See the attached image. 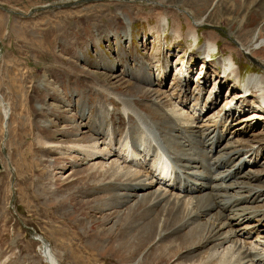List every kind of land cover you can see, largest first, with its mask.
<instances>
[{
    "label": "rangeland",
    "instance_id": "1",
    "mask_svg": "<svg viewBox=\"0 0 264 264\" xmlns=\"http://www.w3.org/2000/svg\"><path fill=\"white\" fill-rule=\"evenodd\" d=\"M161 17L168 20V28L159 27ZM198 21L194 45L186 36ZM260 39L264 0H0V264H52L53 256L57 264H191L180 236L179 241H155L145 234L146 224L125 212L127 172H140L148 178L146 184L156 181L149 176L157 163L155 142L136 115L148 119L159 139H167V148L177 136L185 137L180 145L188 144L187 153L197 157V164L207 165L203 151L209 149L197 145L201 135L210 133L212 121L227 122L225 110L236 113L232 133L209 157L229 152V138L244 150L259 148L257 156L242 157L240 176L246 178L237 183L260 190L256 202L246 207L263 213L264 112L256 110L255 92L246 104L237 103L244 109L241 116L240 110L230 108L241 90L230 74L223 77L219 65L229 58L241 79L264 74V53L253 50ZM210 42L216 52L204 62L202 51ZM251 51L258 52L255 60L248 57ZM172 107L183 119L196 114L194 135L178 127L170 131L175 123L164 118ZM125 140L142 147L126 163ZM113 145L122 154L118 158L90 161L85 155L93 146L105 151ZM77 146L84 153L75 151ZM238 162L218 171H233ZM111 165L120 169H109ZM176 179H168L166 187L153 183L150 190L178 196L176 188H167L179 187V181L185 186L184 178ZM255 220L239 229L256 225ZM213 221L204 227L205 238L198 242L203 245L191 261L237 264L240 256L227 249L211 256ZM260 223L258 237L263 241L264 218ZM239 233L235 240L246 248H261L257 234Z\"/></svg>",
    "mask_w": 264,
    "mask_h": 264
},
{
    "label": "bare ground",
    "instance_id": "2",
    "mask_svg": "<svg viewBox=\"0 0 264 264\" xmlns=\"http://www.w3.org/2000/svg\"><path fill=\"white\" fill-rule=\"evenodd\" d=\"M198 26H201V21L196 22V24H194L193 26L194 28L189 27L188 36H186V39L191 40L194 43V45H196L198 42V35L196 34V30H195V28ZM159 27L162 29L166 27L168 28V20L164 17H161L159 21ZM173 35L175 37H178L177 32H174ZM216 48L217 47L215 44H212L211 42L206 43L202 51L203 52L202 58L204 59V62L206 60L211 61L210 58L216 52ZM253 50L254 51L262 50L264 53V39H260V41L254 45ZM257 53L258 52H252V51L251 53H248L249 59L251 57L252 59L255 60V56L256 58L258 57ZM219 65H220V69H222L223 77L225 78L228 74H230V76L233 77V81L238 83V87H240L241 90V92H239L240 99L239 100L237 99L235 105L230 108L236 110V112L240 110V112L238 113L240 115L244 109L243 107L240 106L238 107L237 103H240L239 101H242L243 103L242 105L246 104V97H248L249 94L252 95L251 94L252 92H255L256 94L254 97L258 100L259 102L258 108H260L261 111L259 109L256 110L259 113L261 112L263 113L264 112L263 111L264 110V74L260 75L255 73H249L243 79H241L238 67H235L231 63L229 58L221 59ZM140 80H142L143 83H147L148 85H151L150 80L147 79L145 80L140 79ZM183 82H186V80ZM167 98L168 96L165 97V99ZM178 99L186 100L188 98L186 95H181V96L179 95ZM229 103L231 105L232 102L230 101L226 105H228ZM180 104L182 105L183 102L181 101ZM123 105L125 106V104ZM125 109L126 108H124L123 111L124 113H125ZM170 109H171L170 113L167 114V117L164 118L166 120L165 121L166 123L167 122H169V124L170 123L173 124V122L175 123L174 127L172 128L170 127L171 128L170 131L172 130L175 131V129H177L178 127L183 132H187V133L189 132L190 134L193 133L194 135V128H196L195 127L196 114H194L193 116L187 115L183 119V116L177 113L178 109L176 107H172ZM130 111L133 112V110ZM126 114H128V116L133 118L135 115V114L134 115L129 114L127 112ZM235 114L236 113H232L230 110L229 111L225 110L223 117L227 120L226 123H228V121L231 122L228 123L227 125L223 120L217 119L218 121H212L210 125L211 128L210 133L205 134L204 136L201 135L200 141L199 143H197V145L208 147L209 152H207L206 150L203 151V155L205 154V157L208 158V161H206L207 165L197 164L198 163L197 157L193 156L191 153H187L189 150L188 144L187 146L180 145L182 144L180 143L182 142L181 140L186 139L185 137L177 136L176 141L174 143L175 146L174 145H172V147L169 146L170 148L169 149L164 146V143H167V139L164 137L162 140L159 139L160 137H158L154 126L151 125V123H149L146 117L144 118L141 115H136L135 117L137 118V121L140 124H143V127L144 129L147 130L148 135L149 134L152 135L151 138L155 142V146L153 147V150H155V156H156L155 159H157L156 161L157 163L152 167L154 168L153 169L154 172L149 173V176H151L152 174L153 175L152 178L155 179L156 181L148 182V184H146L148 178L145 177L143 174L140 175V172L136 173V171L135 172L126 171L128 174L124 182H127V184L125 185L128 186H127V192L124 195H122L125 201L128 202L127 206H125L126 207L125 212H127L126 214L129 215L130 219H132L134 222L141 223L144 225L146 224L145 225L146 230H144L145 234H147L148 232L149 235L152 236L155 241L162 243L165 240L171 241L176 239L177 236H180L178 237L180 238L181 241L179 245L180 247L187 248L186 257H187V261H189L191 264L194 263V261L191 260H194L196 258L195 252L203 245V244L200 245L198 242L201 240L203 243V239L205 238L204 227H207L208 223L213 220L215 225L212 226V224H210L211 227L210 230L214 231V237H212L211 240L208 242V243H213L214 245L213 248H210L213 249L211 253L212 257H214L215 254L214 252H217L220 249L223 250L227 249L229 253L240 256L237 264H239L242 261L244 262L243 264H248V263L257 264L258 261L260 262L264 260V238L263 241H261L259 240L260 238L258 237L261 232L260 228L263 227L262 223L260 222L261 219L264 218V212L260 213V211L250 210L249 207H246L249 202H254V203L256 202L260 190L255 188L254 186L251 187L250 184L237 183L239 179L245 177V176H240L242 171L241 169L244 167V162H245L244 161L242 163L243 161L242 157L247 156L249 154H251L250 156H253L255 153H257L258 155L259 148L256 150L251 149L250 151H247L244 150V148L234 146L237 140H232V138H229L230 140L227 141V144L225 146V148L230 149L229 152L223 154L219 153L220 154L218 155L219 157L215 156L216 158L214 159H211L209 157V154H211L213 150H216L218 148L220 143L224 140L225 136L232 133L231 129L229 128H232L234 123L235 124L238 123L236 122ZM254 117L260 118L257 116ZM225 126H229V127L225 128ZM137 129L135 130L137 131ZM131 131L127 133L130 138L132 134ZM97 134L99 135L101 134L105 138L110 136L107 133L105 134L97 133ZM110 138L113 141H115V137L113 135H111ZM148 140L150 139L148 138ZM125 141H126V143L124 144L125 151L123 152L126 155H122L121 152H119V154L118 152L116 153V147H114V145L111 146L109 150L106 149L105 151H103L102 149L96 150L95 147L93 146L94 148L93 151L88 152L86 150L85 155L88 157L90 161L96 159V157L108 160L113 156L118 158L120 157V155H122L123 162L126 163L131 159V153L135 152L134 154H136V152H139L141 146L138 147V144H136L135 140H133V142L131 140L130 141L125 140ZM118 143L120 144V142ZM113 144H115V142H113ZM115 146L118 145L115 144ZM75 151L77 152L81 151L82 153H84V149L78 146ZM113 153H115V155H113ZM257 155L255 154V156ZM237 159H239V162L238 164L234 165L235 167L233 168V171L231 170L218 171L220 169L227 168L228 165H230L233 161ZM138 164L139 163L137 162V165ZM115 167L117 166L111 165L109 169H113ZM175 167L177 170L175 169ZM117 168L118 170L120 169L119 167ZM100 169L101 170L104 169L103 172L105 173L106 171H108L103 167H101ZM178 175L182 177L176 179L177 178L176 176ZM204 175H206L207 177H204ZM114 176L116 175L114 174ZM247 177L251 178L250 175H247ZM171 178L172 181L175 179L176 181H179L180 179L184 178L183 183L185 186H182L180 181L178 182L179 187L167 185V188L171 187V190H173V188H176L175 190L179 191L178 196L177 195L174 196V194H172L171 191L169 193L168 192L153 193L150 190L152 188L151 186L153 185V183L156 184V182L161 183L166 187L167 180L169 179L168 182L170 183ZM130 199L135 200L132 205L129 204ZM226 213H228L229 216L231 215V217H226L227 216ZM159 214H162L163 216L160 221H158ZM259 217H261L260 220L258 219ZM250 220H255L257 222V223L255 222L256 225L254 224L253 226L250 227L245 226L239 229V227L242 224L247 223ZM185 229H187L188 231L185 232ZM216 230L217 232H215ZM239 231L248 235L257 234L256 242L258 245L261 246V248H257V250L248 249L244 246V244L242 245V242L240 240L237 239L235 240V238H237V236L241 234L239 233ZM169 243L172 244V242ZM227 244L228 246L224 248V246ZM51 263L57 264V261L54 258V256L51 259ZM233 264H236V262Z\"/></svg>",
    "mask_w": 264,
    "mask_h": 264
}]
</instances>
